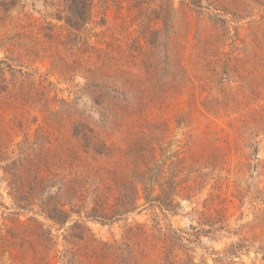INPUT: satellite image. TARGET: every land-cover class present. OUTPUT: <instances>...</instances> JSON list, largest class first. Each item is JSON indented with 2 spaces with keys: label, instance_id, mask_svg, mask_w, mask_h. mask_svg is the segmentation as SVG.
I'll list each match as a JSON object with an SVG mask.
<instances>
[{
  "label": "rangeland",
  "instance_id": "rangeland-1",
  "mask_svg": "<svg viewBox=\"0 0 264 264\" xmlns=\"http://www.w3.org/2000/svg\"><path fill=\"white\" fill-rule=\"evenodd\" d=\"M10 1L0 61L20 73L0 78V264H122L119 248L133 264H264V0H91L79 31L58 20L65 0ZM148 170L170 212L138 186L133 213L87 218ZM12 173L25 192L54 183L42 198L69 219L17 210Z\"/></svg>",
  "mask_w": 264,
  "mask_h": 264
},
{
  "label": "trees",
  "instance_id": "trees-1",
  "mask_svg": "<svg viewBox=\"0 0 264 264\" xmlns=\"http://www.w3.org/2000/svg\"><path fill=\"white\" fill-rule=\"evenodd\" d=\"M16 0H11L10 2L3 3L1 5L4 9V12H8L10 9L14 8ZM67 3V12L68 16L66 17H58V20H62L65 22L67 27L72 30L79 31L82 29L87 22L90 19V12L92 8L91 0H65ZM199 4L197 6L198 8H202L200 3L198 1L192 0L191 5ZM196 7V6H195ZM210 8L212 11L217 12L212 13V17L214 19L215 24H223L222 19L219 18V13L222 15L225 14L223 10L219 9V6H212L210 5ZM169 11L167 9L165 12ZM164 23V29L163 34L166 40L169 39L168 32L169 28L167 26V17L163 18ZM221 28H223L221 26ZM222 30V29H221ZM3 61H0V78L4 77V73L7 71L10 76L13 78L15 73H20L19 71L15 72V70L11 67V65H6L5 68H1ZM1 80V79H0ZM4 79L0 83H4ZM151 171L148 170L146 172H143V178H140L137 180V185L134 186L133 184H129V189L127 194L123 196V200H118L117 204L115 206H111L109 209H104L105 207L101 208V205L97 202L95 207L91 210L90 215L87 217L88 219L101 221V222H111L118 218H121L123 216H127L131 213H133L137 209L136 200L138 195V186L142 187L144 200L147 204L149 203H156L158 204L159 208L163 212H170L171 211V203L169 202V183H164L162 185H159L160 195L156 196L155 198H150V192H151V186L150 184L154 181L151 180ZM11 186V189L14 193V198L16 199V208L19 211H26L27 207L30 206H38L41 209L42 214H47V219L50 221H53L57 224L63 225L65 221L69 219V215L64 211V207L66 205H60L59 203L55 202V198L52 200L51 197L43 199L44 191L47 190V192L50 191L51 187H53L54 183L47 182L43 185V181H40V184L38 188L29 189L28 192H25L24 186L21 185L19 177L15 176V173H12L11 175V182L9 183ZM60 189L58 190L59 193ZM57 195V194H56ZM39 202V204L37 203ZM54 202V203H51ZM76 227H79L77 225ZM191 237H195V235H191ZM72 238H75L76 240L82 241L81 233L79 235H74ZM93 246L95 241L92 242ZM127 247V246H126ZM108 250L109 247L107 245L102 244V248ZM118 257L121 258L122 264H133L132 259L125 254V251L123 249H118ZM70 252H65L63 254V261L65 264H77L75 260V256L68 257Z\"/></svg>",
  "mask_w": 264,
  "mask_h": 264
}]
</instances>
